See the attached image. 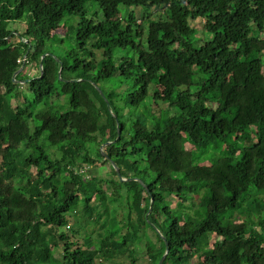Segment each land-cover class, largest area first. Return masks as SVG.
I'll return each mask as SVG.
<instances>
[{
    "label": "trees",
    "instance_id": "1",
    "mask_svg": "<svg viewBox=\"0 0 264 264\" xmlns=\"http://www.w3.org/2000/svg\"><path fill=\"white\" fill-rule=\"evenodd\" d=\"M89 1L0 0V264H264V0Z\"/></svg>",
    "mask_w": 264,
    "mask_h": 264
},
{
    "label": "rangeland",
    "instance_id": "2",
    "mask_svg": "<svg viewBox=\"0 0 264 264\" xmlns=\"http://www.w3.org/2000/svg\"><path fill=\"white\" fill-rule=\"evenodd\" d=\"M86 5H87V7L89 9L90 15H95V12H97V11L98 12L100 11L99 15H101V9H100V7H99L98 4L94 3L91 0ZM124 10L125 9L123 8V13L125 12ZM135 11L137 12V16L138 17L139 16H142L143 17L145 15L144 14V11H142L140 8H136ZM77 20H78V17L75 18V21H77ZM191 23L198 30L196 36L199 39L197 41V43L199 44V43L203 42L204 38L206 37V36L204 37V35H205L204 34V32H205L204 31L205 19L204 18H198L196 20H192ZM11 27L18 29L21 32L26 29V25L23 22H21V21H17L15 23H12L11 24ZM66 31H67V28L66 27H61L59 30H57L55 32L54 37H52V41H54V42L59 41V42H57L56 45H54L52 47V49L50 51V52H52V54L57 59H59L57 56L62 57L64 55L65 50L73 49V48L76 47L75 33L74 32L73 33L72 32H69L68 33ZM36 71H37V68H36V66L34 64H28L27 67H26V69H25V72L24 73L28 72L30 74H34V73H36ZM67 75H69L71 77L74 76V74H72V73H69ZM23 83H26V81H23ZM23 91H24L23 93L25 95H28V96L31 97V93L26 88H24ZM65 97H66V99H68V95H64L63 96V99ZM23 99H24L23 94H21L19 96V98H16L14 96H11V100L14 103H18V102L22 103L24 101ZM63 103L64 102H59L58 104L59 105H62ZM55 105L57 106V103H55ZM57 153L59 154L60 152L58 151ZM206 163H208V162H206ZM84 170H85L87 176L88 175H91V174H97L98 176H103V177H105V176H111L112 177V174L110 172V168L106 164H97L95 166V169H92L91 166H87V167L85 166ZM32 171H33V174H34L33 177H36V174L38 172V167H32ZM24 183H26V179H18V180H16V183L15 184H16V186L19 187L21 184H24ZM104 185H105L106 189H108L109 191L111 190L110 185H108L106 183ZM168 201H169V203H170L171 206H173L174 208L179 209V212H180L179 213V216H180L181 219L184 217L186 211L187 212H192V209H189V208L187 209L185 207L183 208L182 205L178 204L181 200H180V197L177 196V194H172V195L168 196ZM190 202H191L190 199L186 201L187 204L190 203ZM127 211L128 210L126 208V199H122V200H120L119 202H117V203H115L113 205L112 217H113V220H114L115 225L118 228H121V229L124 228L123 226H125L124 225V222H125V219H126V216H127ZM69 221H70V223H75V217L72 216L71 214H69ZM94 228H97V226H95ZM83 236H84V233L83 232H80L79 234H76L74 237L80 239V241H83L84 240V237ZM56 254L58 256H60L61 255V250L60 249H56ZM199 258H200L199 255L195 256L193 258V263L195 264L199 260ZM120 261H125V262L127 261L128 262V260H126V258H124V257H121L120 258ZM141 264H146V261L144 259L141 260Z\"/></svg>",
    "mask_w": 264,
    "mask_h": 264
},
{
    "label": "water",
    "instance_id": "3",
    "mask_svg": "<svg viewBox=\"0 0 264 264\" xmlns=\"http://www.w3.org/2000/svg\"><path fill=\"white\" fill-rule=\"evenodd\" d=\"M41 65H42V63H41ZM21 69H22V68H20L19 70H17V71L14 73L13 79H15V76L21 71ZM59 73H61V70L59 71ZM25 81H27V80H25ZM113 163H114V162H113ZM114 165H115V167H116V170H117V173H118L119 177H120L122 180H128V179L130 180V179H133V177H128V178L123 177L122 174H121V172H120V169L117 167V165H116L115 163H114ZM149 211H151V207H150ZM167 252H168V250L166 251V253H167ZM166 253H165V255L161 258L159 264H162V262H163V260H164V258H165V256H166Z\"/></svg>",
    "mask_w": 264,
    "mask_h": 264
}]
</instances>
